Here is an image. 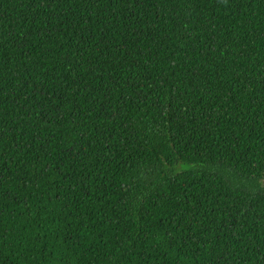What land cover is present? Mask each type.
<instances>
[{"label":"trees","instance_id":"obj_1","mask_svg":"<svg viewBox=\"0 0 264 264\" xmlns=\"http://www.w3.org/2000/svg\"><path fill=\"white\" fill-rule=\"evenodd\" d=\"M0 264H264V0H0Z\"/></svg>","mask_w":264,"mask_h":264}]
</instances>
